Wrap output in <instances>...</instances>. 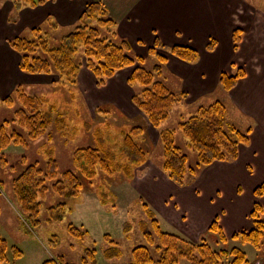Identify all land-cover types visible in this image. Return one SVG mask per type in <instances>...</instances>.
Returning a JSON list of instances; mask_svg holds the SVG:
<instances>
[{
	"label": "trees",
	"instance_id": "trees-1",
	"mask_svg": "<svg viewBox=\"0 0 264 264\" xmlns=\"http://www.w3.org/2000/svg\"><path fill=\"white\" fill-rule=\"evenodd\" d=\"M49 0H11L15 9L23 6L33 7L44 4ZM114 22L107 17L106 9L97 2L89 3L81 13L78 25L63 35L56 44L41 32L32 30L31 37H16L9 41L10 48L19 55L18 68L27 74L52 75L57 80L55 85L76 86L77 75L81 67L88 69L94 76L97 86H103L109 78L118 71L132 68L127 84L133 88L140 87V91L131 97L132 104L146 117L150 125L159 129L177 103L185 99L183 93L171 91L162 81L163 65L166 57L157 51L164 50L168 54L185 63H194L198 59V52L187 46L174 45L167 47L154 41L148 54L154 56L158 65L147 69L144 59L131 55L128 42H118ZM104 32V33H102ZM104 34V35H103ZM241 39L240 31L233 32V46L237 48ZM208 44V49L212 48ZM244 76L242 70L234 75L221 73L219 83L223 90L233 89L237 81ZM72 91V98H73ZM46 97L30 95L21 87H17L0 103H4L12 111V118L0 123V166L6 167L3 152L10 145L28 146V141L42 137L53 122L54 107ZM226 107L216 101L207 107H200L197 112L179 124L178 130L187 140V145L196 153L194 166H187V157L173 143V133L161 131L162 170L168 179L177 186H184L187 177H194L198 170L215 161H228L237 157L238 145L246 144L247 134L236 130L230 134L225 130ZM25 133L23 136L19 131ZM142 134L140 127H133L123 134L120 140L110 143L95 132L96 146L79 147L72 154L73 170H67L60 175L56 161L50 157L44 168L38 163H28L25 157L20 160L23 169L11 182V193L17 203L18 215L21 222L31 231H36L42 225L39 219L41 202L48 191L47 183H52L50 189L62 196L66 201L77 200L82 193L84 181H92L98 171L110 174L114 170L132 177L133 170L146 161V154L138 145ZM4 182L0 180V193L4 190ZM256 198L264 195V184L253 191ZM101 201V200H100ZM103 201V200H102ZM110 204V203H109ZM112 206V205H111ZM147 222L140 221L139 227L145 244L134 246L130 251L129 264H249L242 246L249 245L261 251L264 240V220L261 215L264 209L255 203L249 217L252 228L234 233L228 240L214 220L209 232L219 236L221 244L231 242L230 247L219 250L202 239L198 243L191 242L182 236L164 231L154 214L145 205ZM73 208L66 202L59 203L48 209L47 222L63 220L72 212ZM1 213V208H0ZM131 225L124 223L123 231L129 237ZM67 230L73 237L84 239L88 232L81 226L68 223ZM104 242L108 243L103 251L105 259L121 257V251L107 234ZM59 240L52 236L47 240V248H57ZM71 246V245H70ZM81 264H95V251L84 249ZM23 257V252L0 236V263H13ZM41 264H74L68 263L61 255H54Z\"/></svg>",
	"mask_w": 264,
	"mask_h": 264
},
{
	"label": "crops",
	"instance_id": "crops-1",
	"mask_svg": "<svg viewBox=\"0 0 264 264\" xmlns=\"http://www.w3.org/2000/svg\"><path fill=\"white\" fill-rule=\"evenodd\" d=\"M94 2L106 9L118 37L130 43L132 52L152 47L155 40L167 47L187 46L198 52L194 63H185L168 54L163 65V70L171 76L173 92L186 96L179 105L188 107L206 103L212 97L222 98L252 123L248 141L238 145L235 159L215 161L201 167L186 186L179 187L165 179L158 167H146L144 173L134 176L140 201L152 207L162 229L190 241H197L198 237L209 232L214 220L228 240L234 233L252 228L249 214L259 200L253 191L264 184V41H259L262 39L255 31L249 37L251 34L240 26L244 14L249 12L244 0H49L18 10L11 0H0V101L17 87L32 90L49 85L47 77L52 76L21 72L19 55L10 48L9 41L16 37H30L32 30L39 28L56 44L78 25L86 5ZM239 29L242 37L234 48L233 32ZM210 43L213 46L208 49ZM128 69L118 71L103 86H97L93 74L81 67L77 75L80 98L84 102L96 98L95 102L110 105L124 118H128L127 113L140 117L141 112L131 101L134 90L127 84ZM238 70H242L244 76L233 89L223 90L219 83L220 74L234 75ZM104 88L109 93L102 94ZM251 165L261 178L258 185L250 187V192V188L247 190L250 196L243 197L240 196L236 174L247 175ZM226 189L230 191L224 194L221 190ZM174 193L177 199L171 200ZM96 209L86 211L84 206L75 207L68 219L77 225L78 221L82 222L78 216L93 215V211H98ZM85 218L87 220L80 225L89 226L92 217ZM129 240L130 236L120 243L128 246ZM255 251L249 264H264V261L257 262L262 257L259 258L258 250ZM122 257H103L101 263L116 264ZM128 257L124 258L125 264L130 262Z\"/></svg>",
	"mask_w": 264,
	"mask_h": 264
},
{
	"label": "rangeland",
	"instance_id": "rangeland-1",
	"mask_svg": "<svg viewBox=\"0 0 264 264\" xmlns=\"http://www.w3.org/2000/svg\"><path fill=\"white\" fill-rule=\"evenodd\" d=\"M250 4L252 6H250ZM244 6H246V9L249 12L244 14L243 22L239 25L246 31V33L251 34L250 36L248 35L249 37L257 32L255 33L256 36H260L262 39L259 41H264V0H244ZM107 17L109 18L108 13ZM114 30L116 32L117 40H119L118 42L122 41V39L118 37L116 27ZM238 31L241 33L240 29ZM31 36L32 34L30 33V37ZM128 44L130 45L129 42ZM148 50L149 48L146 50L137 49V53L132 52V50L130 53L133 56L142 57L144 59V67L150 69L154 65H158V61L154 56L148 54ZM157 52L160 55H164L166 58L168 57V53L164 50H158ZM245 58L248 57L245 56ZM131 71L132 68L128 69L130 74ZM47 78L49 85H45L40 89L27 90L23 87L21 88L30 95H38L48 98L50 101L49 104L54 107L53 122L51 126L39 139L28 141L27 147L10 145L3 152L6 167L2 168L0 166V180L4 182L5 188L3 192L0 193V236L6 239L10 245L16 246L23 252V257L21 259L9 264H41L44 260L50 259L54 255H61L68 263L81 264L84 249H93L95 251V264H103L101 263L104 260L103 251L108 245L103 239L107 234L117 245L121 251V256H123L121 261L116 264H125L126 260L124 258L128 256V258H130L131 249L136 245L145 244L142 239L139 223L140 221H148L144 208L146 204L144 201H140L141 198L138 197V194L136 193L138 188L134 176L141 175L144 169L149 166L161 169L163 172L162 176H164L165 179H168L167 175L162 170L163 146L161 143L160 132L168 130L173 133V143L183 154L186 155L187 166H194L196 162V153L188 147L187 140L179 132L178 126L180 123L193 116L200 107H207L216 101L223 103L226 107L227 113L225 130L230 134L233 130L242 134H247L249 129L252 128V123L243 118L233 106L229 105L222 98L219 100L218 98L212 97V99L207 100L206 103L200 105H189L186 107L177 103L172 108L168 119L160 125L159 129H155L150 125L142 113L140 117H132L127 113L128 118H124L119 111H116L110 105L102 104L100 101L95 102L94 100L96 98L84 102L83 99L80 98V92L77 91V85L74 87L68 85H55L52 81L57 80V77L49 76ZM161 81L173 91L171 89V76L168 75L165 70H162ZM173 83H176V81H173ZM133 90L134 93H137L141 89L139 86L134 85ZM72 91L74 92L73 98L71 96ZM101 93L106 94L109 92L107 88H104ZM219 94L222 95L221 93ZM14 109L15 108L7 107L4 103H0V123L4 120H10ZM133 127H140L142 129L138 145L145 152L146 161L133 170L132 177L125 176L118 170H114V172H111L110 174L98 171L92 181H84L82 193L77 200L73 201H66L62 196L54 193L50 189L52 183H47L48 191L41 202L39 213V219L42 222L41 227L33 232L21 222L18 215V205L11 193V182L23 169L20 162L22 157H25L28 163H38L40 168H44L45 163L49 158L48 153L50 152V157H52L57 163L58 174L60 175L67 170H73L72 154L77 148L97 145L94 135L95 132H100V136L105 138L107 143H110L114 139L120 140L123 137V134ZM14 128L17 130V127ZM17 131L25 136V133L22 130L18 129ZM247 173V175L245 173L236 174V182L238 183L237 185L240 186V196L243 197L250 196L249 192L252 189L250 187L258 185L259 182L257 181L261 178L253 165H251L250 169H247ZM190 179L191 178L188 176L186 179L188 182L185 183V186L188 185ZM249 188L250 190L247 192ZM221 191L224 194H227L230 190L226 189L225 191ZM176 199L177 196L174 193L171 200ZM62 202H66L71 208H73L70 215L73 213L75 207L78 209L84 206L86 211L89 208H97L96 210L98 211H93V215L90 216H78V219L80 218L82 222L87 220L85 217H92L88 221L89 226L80 225L82 222H79L78 219L77 221L79 225H75L72 219L69 221L70 215L67 217L65 216L61 221L47 222L48 209ZM256 203L261 205L264 209V195L260 197ZM148 208L154 214L152 207L148 206ZM154 217L157 219L155 214ZM261 217L264 220V212ZM182 220L185 221V218H182ZM70 222L75 226H81L88 232V235L82 240L70 235L67 230V225ZM125 222H128L132 227L129 230L131 240L126 243L128 246H126L125 243H120L123 238H127L126 236L123 237L122 233ZM163 230L165 231V228H163ZM52 236L57 237L59 244L57 248L48 249L47 240ZM139 238L141 240H139ZM202 239H205L215 250H219L223 247H230L232 245L231 242L221 244L219 236L215 232H206L203 236L198 237L197 241L191 242L198 243V241ZM261 247V252L259 250L257 253L258 257H262L263 259L257 261L260 263L264 261V240L262 241ZM242 249L246 253L247 259L252 261L250 257L252 256V253L253 256H255V252L257 251L249 245L242 246ZM87 260V264H90V259L87 258ZM180 264L188 263L181 261Z\"/></svg>",
	"mask_w": 264,
	"mask_h": 264
}]
</instances>
